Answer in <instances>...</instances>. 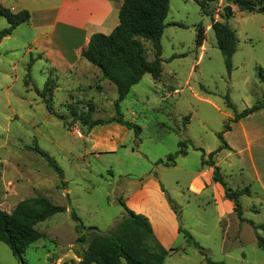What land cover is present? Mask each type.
<instances>
[{"label":"rangeland","instance_id":"1","mask_svg":"<svg viewBox=\"0 0 264 264\" xmlns=\"http://www.w3.org/2000/svg\"><path fill=\"white\" fill-rule=\"evenodd\" d=\"M22 1L35 6V0ZM4 5L12 11L20 8L17 0H7ZM227 5L233 12L229 18L223 15ZM213 21H223L235 30L230 74L216 43ZM165 23L161 74L156 79L144 74L119 103L123 118L141 127L140 139L136 142L129 129L128 134H121L123 143L113 150V139L98 140L95 145L92 137L94 131L109 130L117 122L89 128L84 120L90 123L117 115L114 84L102 82L81 64L74 69L54 68L31 44L33 34L25 24L2 39L0 209L11 211L19 200L36 195L66 209L37 225L42 236L24 249L21 258L0 241L1 264H71L80 260L87 245L78 237L85 229L77 233L71 213H76L84 227L95 226L102 232L112 229L124 212L119 202L126 204V197L147 180L149 170L153 174L157 170L162 179L167 200L170 198L179 211V226L202 248L199 251L194 243L187 245L181 233L170 236V247L178 250L163 264H206L204 255L225 264H264L255 231L263 237L264 233L250 224H264V194L237 162L230 167L222 164L220 172L230 188H250V195L240 197L244 221L235 213L219 220L205 195L196 197L186 190L194 173L209 167L200 164L198 148H218L217 133L234 115L226 106L225 95L236 112L264 103V80L258 76V69L264 70V13L241 11L229 0L210 2L205 10L195 0H170ZM6 25V19L0 17V29ZM146 47L147 59H152L148 43ZM31 57L35 61L27 77ZM48 76L56 87L51 97H41ZM180 141L186 142L187 154L175 158L178 166L158 167L157 160L175 152ZM34 144L55 160L60 173L28 148ZM134 202L142 208L149 206L136 197ZM121 264H126L123 259Z\"/></svg>","mask_w":264,"mask_h":264},{"label":"trees","instance_id":"2","mask_svg":"<svg viewBox=\"0 0 264 264\" xmlns=\"http://www.w3.org/2000/svg\"><path fill=\"white\" fill-rule=\"evenodd\" d=\"M170 0H123L118 12V24L107 34L93 33L81 50V56L91 65L98 68L101 78L114 84L117 98L114 102L116 116L109 120L96 119L87 123L89 128L104 123L115 121L132 130L135 141L140 139L141 127L131 121L125 120L120 113L119 103L127 96L133 85L137 84L144 74L149 73L156 79L162 72V45L161 37L166 27L165 18L169 9ZM202 10H205L210 2L217 0H195ZM241 11L264 13V0H229ZM233 14L231 6L224 8L223 15L226 18ZM0 17L7 21V25L0 29V42L9 36L14 29L30 18L27 9L12 11L0 3ZM212 29L216 38L217 46L222 54L224 67L228 74L232 71V57L236 51L237 38L235 30L223 21H213ZM196 42L200 40L197 38ZM146 43L152 51V59H147ZM35 58L31 57L26 66V75L30 76L31 66ZM258 76L264 80V70L258 69ZM56 85L51 77H46L40 91L41 97H51ZM226 106L234 112L229 123H224L221 131L217 133L221 145L209 153L198 148L200 164L213 167L212 179L219 182L225 193V197L232 201L233 210L240 221H244L243 210L240 202L242 195H250L248 186L243 188H230L225 182L220 169L215 165L212 157L220 149L227 147L223 139V133L231 128V124L239 119L264 108L263 102H257L250 107L236 112L235 107L228 95H225ZM45 157L48 164L59 173L61 172L55 160L39 148L37 144L28 146ZM186 155V142L180 141L178 149L168 153L164 160L159 159L156 163L165 165L175 164V158ZM163 191H165L162 188ZM173 211L179 217V211L173 201L168 198ZM123 208L120 221L105 232L97 227H84L81 219L75 212L71 217L77 222L76 231L84 234L78 237V241H85L86 249L80 255V260L72 261L71 264H121L123 259L126 264H163L168 255L178 250L176 247L165 248L154 235L149 219L140 213L128 208L123 201L119 202ZM66 208L50 201L47 197L36 195L19 200L11 211L0 209V241L6 244L15 257L21 258L26 247L37 241L42 233L37 228L40 222L50 216L64 211ZM254 230L260 229L264 233V224L250 222ZM178 232L183 235L185 243L198 246L189 232L178 227ZM257 246L264 252V237L255 231ZM206 264H225L223 261H214L204 255ZM1 264V263H0Z\"/></svg>","mask_w":264,"mask_h":264},{"label":"crops","instance_id":"3","mask_svg":"<svg viewBox=\"0 0 264 264\" xmlns=\"http://www.w3.org/2000/svg\"><path fill=\"white\" fill-rule=\"evenodd\" d=\"M17 1L19 9H27L30 13L29 20L21 25L25 24L27 31L33 34L31 44L37 51L43 52L54 68L74 69L81 64L102 82L108 81L101 78L98 68L82 60L81 50L93 33L107 34L118 24V12L123 0H35V6ZM6 2L0 0L2 5ZM128 131L125 126L114 123L109 130L94 131L92 139L95 145L98 140L113 139V150L123 143L121 134H128ZM223 139L227 147L214 155L215 165L221 170L222 164L230 167L237 162L239 169L246 173L251 182L257 183L264 194V108L232 123L231 128L223 133ZM212 150L204 151L209 153ZM185 156L179 155L178 158ZM177 159L173 165L159 163L157 166L177 167ZM212 176L213 167H201L189 180L186 190L196 197L205 195L207 202L213 203L218 219L222 220L235 213L233 203L225 197L222 185L213 181ZM147 177L131 197H126V205L136 213L145 215L158 241L165 248H170V236L175 237L179 233L177 214L167 200L166 187L157 170L154 174L149 170ZM135 197L149 206L142 208L135 205Z\"/></svg>","mask_w":264,"mask_h":264}]
</instances>
